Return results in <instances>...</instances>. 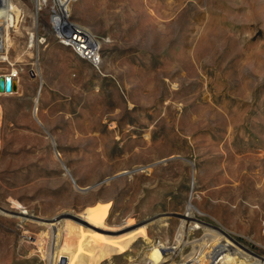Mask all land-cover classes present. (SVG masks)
<instances>
[{
    "label": "rangeland",
    "instance_id": "obj_1",
    "mask_svg": "<svg viewBox=\"0 0 264 264\" xmlns=\"http://www.w3.org/2000/svg\"><path fill=\"white\" fill-rule=\"evenodd\" d=\"M13 1L0 264H151L154 246L180 264L213 227L264 259V0H72L96 63L61 43L54 0ZM190 201L199 223L176 250Z\"/></svg>",
    "mask_w": 264,
    "mask_h": 264
},
{
    "label": "bare ground",
    "instance_id": "obj_2",
    "mask_svg": "<svg viewBox=\"0 0 264 264\" xmlns=\"http://www.w3.org/2000/svg\"><path fill=\"white\" fill-rule=\"evenodd\" d=\"M42 3H46L47 0H40ZM55 6L59 8V17H55L52 19L54 23L56 35L61 38V43L64 45L72 46L74 50L78 49V51L82 52L85 56L93 57L97 59L99 55V45L98 41L91 37L89 31L84 28H75L76 25L68 22L67 15L70 14V3L72 0H54ZM40 2V4H41ZM39 5V4H38ZM41 6V5H40ZM38 7V6H37ZM55 10V9H54ZM24 13V12H23ZM23 15L21 9L14 3L13 0H0V62L6 61L7 50L10 47V39L8 37V31L10 28L17 29L19 23L22 21ZM35 41L34 33L29 34V43L32 45ZM16 74V70L13 68V72L11 76L13 77ZM195 207L190 201L187 204L186 212L179 216V228L175 237L174 247L176 250H180L181 247L186 244V236L188 230L193 228L194 226H198L197 219L194 217ZM2 213H8L10 215L18 216L20 218H26L29 215H26L22 212H14L1 210ZM63 215V214H62ZM59 216L54 217L49 220L47 223L44 220L45 225L49 226L51 229V235L55 237L56 235V225L53 224L54 220ZM65 217V216H64ZM68 218H72L75 221H79L86 225L85 221L75 218L72 215H68ZM37 219V218H36ZM155 219V218H154ZM38 220V219H37ZM100 220V215L97 216V220ZM149 219L139 221L126 229L119 230L118 232H109L112 234H122L127 233L130 230L139 228L148 223ZM190 224L192 227H190ZM196 224V225H195ZM200 226V225H199ZM98 228V227H96ZM97 233L96 243L99 244L102 240H106L108 238V234H105V229H101ZM50 235V237H51ZM234 238L230 234L222 228H207L201 238L197 240V243L193 244V251L185 255L180 264H264V259L262 257H255V254L250 252L248 249L240 248V246H236L233 242ZM173 249V250H175ZM168 250V248L162 246H154L151 252L148 253V258L151 261V264H173L168 263L169 260L163 261V253ZM177 253V252H176ZM173 254V253H172ZM57 256L53 252V256L51 257L52 262L54 264L53 259ZM51 261V260H50ZM58 262L59 259L57 258Z\"/></svg>",
    "mask_w": 264,
    "mask_h": 264
},
{
    "label": "water",
    "instance_id": "obj_3",
    "mask_svg": "<svg viewBox=\"0 0 264 264\" xmlns=\"http://www.w3.org/2000/svg\"><path fill=\"white\" fill-rule=\"evenodd\" d=\"M16 91V85L14 84L13 77L9 74L0 75V92L1 93H11ZM150 217V220L154 219L157 214Z\"/></svg>",
    "mask_w": 264,
    "mask_h": 264
},
{
    "label": "built area",
    "instance_id": "obj_4",
    "mask_svg": "<svg viewBox=\"0 0 264 264\" xmlns=\"http://www.w3.org/2000/svg\"><path fill=\"white\" fill-rule=\"evenodd\" d=\"M72 47V46H71ZM73 48V47H72ZM74 49V48H73ZM76 52H77V54H79L81 57H83V58H85V59H87V60H89V61H91L92 63H96L97 62V60H96V58L93 60V58H91V57H89V56H85L81 51L79 52L78 51V49H76ZM96 61V62H95Z\"/></svg>",
    "mask_w": 264,
    "mask_h": 264
}]
</instances>
